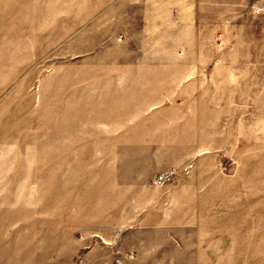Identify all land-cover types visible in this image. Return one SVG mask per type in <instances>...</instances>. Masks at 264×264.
<instances>
[{"label": "rangeland", "instance_id": "1", "mask_svg": "<svg viewBox=\"0 0 264 264\" xmlns=\"http://www.w3.org/2000/svg\"><path fill=\"white\" fill-rule=\"evenodd\" d=\"M0 264H264V0H0Z\"/></svg>", "mask_w": 264, "mask_h": 264}, {"label": "built area", "instance_id": "2", "mask_svg": "<svg viewBox=\"0 0 264 264\" xmlns=\"http://www.w3.org/2000/svg\"><path fill=\"white\" fill-rule=\"evenodd\" d=\"M165 178H167V174H160L158 175V177L156 178V182H162L163 180H165Z\"/></svg>", "mask_w": 264, "mask_h": 264}, {"label": "clouds", "instance_id": "3", "mask_svg": "<svg viewBox=\"0 0 264 264\" xmlns=\"http://www.w3.org/2000/svg\"><path fill=\"white\" fill-rule=\"evenodd\" d=\"M255 7V6H254Z\"/></svg>", "mask_w": 264, "mask_h": 264}]
</instances>
